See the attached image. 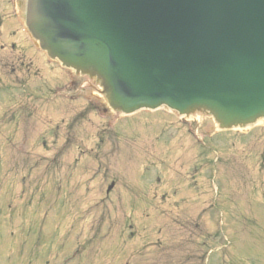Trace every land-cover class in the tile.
<instances>
[{
	"label": "rangeland",
	"instance_id": "374dc122",
	"mask_svg": "<svg viewBox=\"0 0 264 264\" xmlns=\"http://www.w3.org/2000/svg\"><path fill=\"white\" fill-rule=\"evenodd\" d=\"M18 43L0 53V264H62L79 245L71 264H200L210 250L208 264H264V124L224 132L166 110L119 116L85 78L72 84L63 70L47 73ZM58 126L47 152L40 139ZM162 130L176 133L182 158ZM193 136L218 154L216 201L181 178L200 154ZM181 179L178 208L160 205L178 200L169 193Z\"/></svg>",
	"mask_w": 264,
	"mask_h": 264
},
{
	"label": "water",
	"instance_id": "95a60500",
	"mask_svg": "<svg viewBox=\"0 0 264 264\" xmlns=\"http://www.w3.org/2000/svg\"><path fill=\"white\" fill-rule=\"evenodd\" d=\"M25 15L114 110L165 104L221 128L264 118V0H27Z\"/></svg>",
	"mask_w": 264,
	"mask_h": 264
}]
</instances>
